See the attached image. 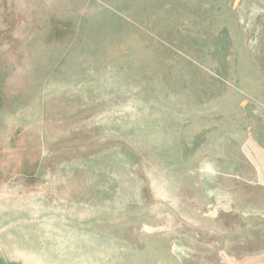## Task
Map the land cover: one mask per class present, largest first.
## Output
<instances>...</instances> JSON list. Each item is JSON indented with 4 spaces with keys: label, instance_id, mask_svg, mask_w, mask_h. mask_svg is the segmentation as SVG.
Returning a JSON list of instances; mask_svg holds the SVG:
<instances>
[{
    "label": "rangeland",
    "instance_id": "1",
    "mask_svg": "<svg viewBox=\"0 0 264 264\" xmlns=\"http://www.w3.org/2000/svg\"><path fill=\"white\" fill-rule=\"evenodd\" d=\"M0 264H264V0H0Z\"/></svg>",
    "mask_w": 264,
    "mask_h": 264
}]
</instances>
